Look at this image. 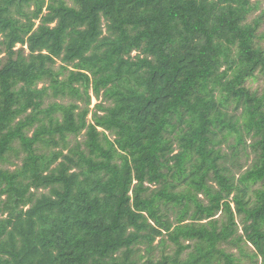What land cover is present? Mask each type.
<instances>
[{
  "label": "trees",
  "instance_id": "16d2710c",
  "mask_svg": "<svg viewBox=\"0 0 264 264\" xmlns=\"http://www.w3.org/2000/svg\"><path fill=\"white\" fill-rule=\"evenodd\" d=\"M258 3L0 0V264H264Z\"/></svg>",
  "mask_w": 264,
  "mask_h": 264
},
{
  "label": "rangeland",
  "instance_id": "374dc122",
  "mask_svg": "<svg viewBox=\"0 0 264 264\" xmlns=\"http://www.w3.org/2000/svg\"><path fill=\"white\" fill-rule=\"evenodd\" d=\"M258 1H259V3H258L259 9L251 16V19H254L255 17H257L261 14H264V0H255L256 3ZM135 54L136 53H134L133 55H135ZM59 64L60 63H58V66H59ZM247 87H249L252 91H257L259 93H263L264 92V79L261 76H258L255 79H250L247 82ZM53 101H57V102H61V103H69L68 100L50 98L49 100H47L46 105H48L49 103H51ZM97 103H98V101L96 100L95 97H93L91 109H93ZM77 139H78V141H82L84 139L83 135H80L79 137L71 136L69 138L70 145H75L77 143V141H76ZM249 143H250V141H249ZM18 147H19L18 144H15V148L17 150H19ZM17 150H14L13 152L9 153L6 157V159L3 162H0V169L14 171L22 165V159H23L24 154L23 153L18 154ZM225 150L228 152L227 148H225ZM251 162H252L251 160L247 161L246 158L242 159L241 164L245 165L244 170L250 167ZM234 171L238 172L236 170V168H234ZM151 187L154 188V186H151ZM173 249H174L173 245H170L168 248V252L172 253ZM230 251H232L234 253L238 252L236 249H233ZM157 254L160 255V251H158ZM245 264H250V263H249V261H245Z\"/></svg>",
  "mask_w": 264,
  "mask_h": 264
}]
</instances>
